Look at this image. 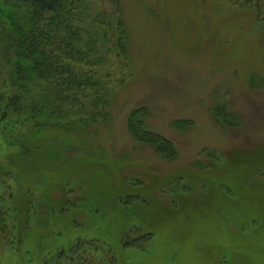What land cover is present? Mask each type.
<instances>
[{
    "label": "rangeland",
    "instance_id": "1",
    "mask_svg": "<svg viewBox=\"0 0 264 264\" xmlns=\"http://www.w3.org/2000/svg\"><path fill=\"white\" fill-rule=\"evenodd\" d=\"M87 4L96 89L12 114L0 134V264H264V0ZM11 14L0 0V24ZM220 105L233 125L215 121ZM138 108L173 160L132 138ZM128 232L150 238L127 247Z\"/></svg>",
    "mask_w": 264,
    "mask_h": 264
},
{
    "label": "trees",
    "instance_id": "2",
    "mask_svg": "<svg viewBox=\"0 0 264 264\" xmlns=\"http://www.w3.org/2000/svg\"><path fill=\"white\" fill-rule=\"evenodd\" d=\"M6 2L21 10L23 15L21 18L16 14L8 15V20L12 22L0 24V43L3 47L4 60L15 64L13 74L19 81V84L16 82L17 88L12 89L10 84L2 82L5 72L0 68L1 135L8 128L6 121L12 114H43L45 105L71 103L73 100L70 99L75 100L80 94L86 96L89 90L96 89L95 84L98 82L97 74L89 71L92 68L88 70L83 67L87 66L83 63L94 54V43L92 45V41L81 36L84 32L89 34V30L82 26L91 19L87 0H6ZM97 16L98 18L95 17L92 22L99 27L108 23L103 15ZM120 24L118 31L121 37L116 47L125 50L126 34L123 22ZM113 51L114 49L110 48L108 53L112 54ZM96 72L98 73V70ZM46 83L49 87L45 94ZM97 100L105 102L103 107L109 106L107 93ZM225 106L215 107L212 114L218 124L231 126L234 119ZM146 114L145 108L131 112L128 120L130 135L136 141L154 149L160 156L173 160L177 155L175 145L163 135L147 128ZM40 125L37 123L36 129H40ZM176 125L185 129L187 120H179ZM7 229L6 216L0 205V233ZM149 238V234L133 238L128 232L124 235V244L127 247L142 246ZM60 255H63V252ZM112 262L115 264L114 260Z\"/></svg>",
    "mask_w": 264,
    "mask_h": 264
}]
</instances>
